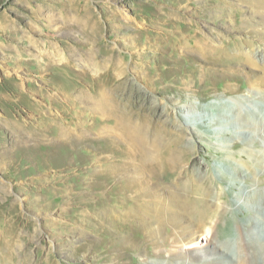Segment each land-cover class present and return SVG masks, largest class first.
<instances>
[{"label":"rangeland","instance_id":"rangeland-1","mask_svg":"<svg viewBox=\"0 0 264 264\" xmlns=\"http://www.w3.org/2000/svg\"><path fill=\"white\" fill-rule=\"evenodd\" d=\"M263 8L264 0H0V248L4 239H16L8 264H141L143 256L153 259L144 243L124 258H115L123 254L120 249L109 252L117 239L145 236L125 228L130 216L124 206H114L119 190L132 187L109 172L98 174L106 165L100 155L110 154L104 142L58 147L49 144L48 136L32 147L24 146L19 133L35 126L45 110L58 112L47 104L51 93L60 97L52 81L61 79L64 87L70 82L81 89L69 96L67 123L80 115L90 130L86 137L95 138L92 127L110 121L96 116L97 105L78 94L97 98L95 88L115 73L130 84L136 100L158 107L159 130L152 126L157 135L152 140L171 145L179 133L192 146L187 161L194 159L195 172L204 177L203 166L210 165L225 202L213 203L210 213L216 239L233 253L237 225L245 224L246 231L252 228L251 245L256 244L252 264H264V88L256 94L250 90V81L264 78V32L243 25ZM186 24L188 34L218 33L210 60L166 39ZM228 62L242 64L240 70L224 67ZM21 75L30 81L21 88L27 100L11 105L4 95H19L8 80ZM228 87L234 92L227 93ZM48 119L63 123L59 112ZM56 132L51 129V136ZM105 132L116 135L109 128ZM116 144L121 154L115 151L113 158L119 161L124 147ZM176 175L162 180L174 181ZM135 222L143 225L140 218ZM161 259L168 261L166 253Z\"/></svg>","mask_w":264,"mask_h":264},{"label":"bare ground","instance_id":"bare-ground-1","mask_svg":"<svg viewBox=\"0 0 264 264\" xmlns=\"http://www.w3.org/2000/svg\"><path fill=\"white\" fill-rule=\"evenodd\" d=\"M256 12L257 14H251L253 17L245 18L243 25H249L255 32L261 34L264 32V10L262 12L257 10ZM190 30V26L187 25L183 29L175 30L166 39L170 40L173 46L196 49L202 57L210 60L213 55L210 51L211 47L216 46L215 41H220L218 33L210 30L205 35L203 34V38V36H198L199 32L188 34ZM207 40L212 43V46ZM203 43H207L208 47ZM251 58L249 59L250 65L256 66L257 63H253ZM244 60L243 62H246L248 57ZM237 62H228L224 67L229 69L235 67L240 70L242 64L239 65ZM93 70L96 71V69ZM112 78L113 80L109 76L102 79V82L95 88L93 93L96 94L97 98L90 97L84 92L78 94L89 104L97 105L98 113H95L96 116H99L103 121H110L92 127L96 131L95 138L86 137L90 130L84 126L83 120L79 119L80 115L75 117L76 120L72 121V124L67 123L69 120L66 117L69 115L71 104L69 96L74 92H80L81 89L75 83L71 84L70 82H67L68 86L64 87L60 82L61 79L59 81L55 79L52 84L57 87L56 90L60 97L51 93L50 104H47V108L56 106L59 114L63 117V123H51L48 118H55L58 112L52 115L48 110H45V114L41 115L35 126L19 131L20 136L23 137L24 146L31 145L34 147L46 141L48 136L49 144L58 147H70L72 142L78 145L91 141L95 146L98 145V141L102 144L104 142V149L109 150L110 154L107 156H103V154L100 155V158L98 157V160L101 158L106 160V165L101 164L102 169L99 170L98 174L101 176V174L105 175L109 172L111 176L124 178L126 184L132 187V190H129L131 193L119 190L120 195L118 194L119 197L115 198V202L118 204L116 203L114 206H124V212L130 216L128 222L123 224L125 228L129 227L130 229L131 227L133 233L139 236L144 234L145 236V239H130L128 237L117 239L119 246L111 243L109 252L120 249L123 253L115 256V258H120V256L124 258L131 251L140 250L142 248L141 243H144L145 254L153 259L143 256L141 264H163L161 258H163L164 253L168 257L165 264H252L253 246L256 245H251L250 242V240L255 239H248L252 228L246 231L245 224L237 225L236 231L239 238L233 242L235 244L233 253L227 250L226 242L216 239L214 224L209 220L210 213L213 203L220 207L225 202L221 200L223 195L210 165L205 164L203 166L205 168L204 177H202L201 172H195L192 166L195 164L194 159L187 161L188 155L192 152V146L184 144L179 133L171 145L165 141H162L160 145V142L152 140V136L154 135V139L157 135L151 131L154 129L158 132L159 130L156 126L158 125L156 118L159 117L158 107L147 104L148 102L145 100H136L138 97L135 99L130 84L126 85L117 80V73ZM8 79L9 77H7ZM8 81L13 88L18 90L19 97L15 99L13 96H4L9 104H18L26 97L25 93L21 92V88L24 83H30V81L22 75L17 77L16 81ZM262 88H264V78L259 82L250 81V90L255 94L262 92ZM225 91L232 93L234 88L228 87ZM25 99L27 100V98ZM135 109L138 111L136 114ZM190 109L194 112L195 107L192 106ZM10 123L12 122L10 121ZM192 123L194 124V122ZM160 124L164 125V121ZM13 126L17 127L18 124L14 123ZM107 128L116 131V135L105 132ZM51 129L57 130L55 135L51 136ZM178 131L182 133L180 129ZM125 136L131 140V143L126 141ZM117 142L122 143L125 154L119 161L113 158V154L116 155L115 145ZM119 151L116 152L120 155ZM170 174H177L174 181L162 180L164 176ZM107 176L109 175L107 174ZM158 180L161 181L158 182ZM103 186L100 183V187L103 188ZM211 198H214L215 201L212 202ZM135 218H140L143 225L137 224ZM166 227L172 229L170 235L164 233ZM14 240L16 239L1 241L0 264H8L12 259L11 252L15 246ZM164 245H168L170 249L163 250ZM103 252L99 253L101 262H105ZM117 264H130V261H120Z\"/></svg>","mask_w":264,"mask_h":264}]
</instances>
